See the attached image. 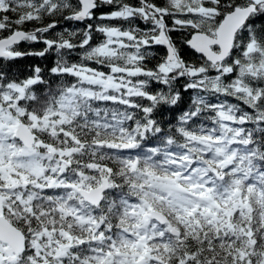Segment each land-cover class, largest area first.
<instances>
[{"label":"snow or ice","instance_id":"6c2138e0","mask_svg":"<svg viewBox=\"0 0 264 264\" xmlns=\"http://www.w3.org/2000/svg\"><path fill=\"white\" fill-rule=\"evenodd\" d=\"M0 264H264V0H0Z\"/></svg>","mask_w":264,"mask_h":264}]
</instances>
